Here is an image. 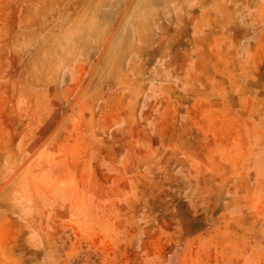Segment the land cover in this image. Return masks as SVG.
Wrapping results in <instances>:
<instances>
[{
    "label": "rangeland",
    "instance_id": "374dc122",
    "mask_svg": "<svg viewBox=\"0 0 264 264\" xmlns=\"http://www.w3.org/2000/svg\"><path fill=\"white\" fill-rule=\"evenodd\" d=\"M113 3L112 7L102 4L104 16L99 21V30L108 34L105 36L100 31L98 63L91 58L92 65L88 64L89 60L82 57L77 65L82 69L74 72L73 78L72 71L67 69L58 76L59 81L56 76L49 87V83L46 86L35 84L29 115L15 120L14 157L0 162V264H264V226L254 232L251 228L241 229L233 225L226 228L227 225L222 223L192 229L191 235L182 234L172 225L175 219H179L177 213H174L175 219H168L164 224L159 216L162 214L164 217L165 212L159 211L156 207L159 203L152 200L158 199L160 204L169 206L175 204L173 200L180 190L179 184L187 180L178 179L182 168L172 164L173 146L162 144L155 130L165 114L161 103L163 90L170 83L179 88L176 81H172L178 61L174 43L176 40L190 43L194 34L188 27L201 30L199 19L207 17V6L203 5L195 13V6H189L190 11L184 12L183 22L179 15L182 4L178 0H161L158 5H153L154 11L145 21L140 41L137 27L133 24L138 19L139 6H134L128 14L122 33L115 34L122 4ZM209 32L210 29L202 28L200 36L207 40ZM119 40H123L128 52L123 58L125 77L117 78L112 74L116 66L112 49L119 45L116 43ZM224 44L218 49L221 56L224 55L220 62L234 47ZM136 45L142 46L146 54L140 56L130 52ZM183 47L180 54L187 61L183 65L184 75L197 70L190 63L192 47ZM205 61L208 64L209 61ZM229 62L228 58L224 61L227 72ZM53 64L54 68L59 66L58 63ZM62 64L70 65L71 60L63 59ZM95 64L97 87H105L110 81L113 86L104 99L98 101L95 117L91 118L88 111L79 113V106L72 108L75 97L61 112L65 97L60 98V90L65 93L80 82V87L85 85ZM54 68L52 73L46 71L48 77L55 78ZM125 81L132 83L127 89L118 85ZM133 90L138 92V98L132 106L128 102L124 106L117 104V94L128 95ZM111 96L114 98L111 105L103 106ZM207 112L202 107L194 111L196 116L198 114L197 124L204 127ZM216 124L222 127L225 121L220 119ZM229 141L222 144L226 145L232 157L236 155L233 151L236 143ZM204 150L208 152L192 148L188 152L185 173L190 178L192 189L205 187L210 181L202 178L201 174L208 178L212 167H217L211 159L212 150ZM194 172L201 176V181L195 178ZM207 240L209 242L205 243Z\"/></svg>",
    "mask_w": 264,
    "mask_h": 264
},
{
    "label": "bare ground",
    "instance_id": "6f19581e",
    "mask_svg": "<svg viewBox=\"0 0 264 264\" xmlns=\"http://www.w3.org/2000/svg\"><path fill=\"white\" fill-rule=\"evenodd\" d=\"M160 1L0 0V162L3 159L14 157L16 151L15 120L18 117L29 115L35 84L38 86L45 84L46 86L49 83V87L56 76L57 81H59L58 76L65 73L67 69L72 71L73 78L74 72L82 69V67L77 66L82 57L89 61L91 58L95 59L98 63L97 52L100 50L98 39L102 34L100 31L103 32L99 30V21L104 16L102 4L106 7H112L113 2L122 4L121 18L115 27V32H113L115 34L119 31L122 33V25L125 23L128 14L133 11L134 6L135 8L139 6L138 19L133 24L137 27L138 38L142 41L141 36L144 34L142 31L145 28V21L147 18H151L152 11H154L153 5H158ZM178 1L182 4L179 15H181L183 22L185 21L184 12L190 11L189 6H195L194 13L203 5L207 6V17L201 16L202 18L200 17L199 20L201 21V30L207 28L210 29V32L209 38L206 40L204 36H200V29H191L189 26V32L194 34L193 38H190V43L180 40H176L174 43L177 47L178 61L176 64L177 72L172 81H176L179 88L177 89L175 85L173 87V83L167 85L165 89L163 88L161 103L165 114L158 123L155 132L157 131L156 135L162 144L173 146L172 149L170 148L174 157L172 164L174 167L182 168L180 174L178 173V179L184 180L186 178L187 180L179 184L180 190L176 199L173 200L175 204L169 206L168 204H160L158 199L152 200L159 203L156 204L159 211L164 210L165 216L162 217V214L159 216L164 224L168 219H175L174 213H177L179 219H175L172 225L182 234H190L192 229L197 230L203 226L209 227L213 224L222 223L227 225L226 228L233 225L241 229L251 228L256 232L264 226V0ZM164 29L166 28L164 27ZM107 34L105 33V36ZM110 38L109 42L111 41ZM116 43L119 45L112 49V53L116 57V66L112 74L119 78V76H124L126 72L123 58L128 50L124 46L123 40ZM224 43L234 45L231 51L227 52L229 55L226 57L230 61L229 72L225 71L227 68L224 66L226 58L220 62L224 55L221 56L218 51L219 47L222 48L225 45ZM183 45H187V49L188 46L192 47L190 63L197 70L193 73L190 70L189 74L184 75L182 70L186 59L183 60L180 54L184 50ZM106 47L108 48V46ZM156 50L158 51V49ZM130 52L140 56L146 54L140 45L131 47ZM215 55L218 60L215 59ZM66 58L71 60L70 65L62 64V60ZM205 60L209 61L208 64ZM89 61L88 64L92 60ZM52 62L58 63L59 66L54 68L55 64ZM212 62L215 63L212 64ZM214 64L221 69L215 70ZM53 68L55 69V78L53 76L48 77L46 71L52 73ZM96 68L97 64L93 66L89 74L90 80L85 85L80 87L81 82H78L79 84L70 86L71 88L65 93L61 92L57 82L60 98L65 97V101H61V112H64L66 106L70 104V99L75 97L76 102L72 108L79 106L81 109H79V113L81 111L83 113L84 110V112L90 113L91 118L95 117L99 107L98 101L104 99L103 97L113 87L111 81L105 87H97ZM134 69L132 66V70ZM140 72L143 71L140 70ZM79 77L82 79V76ZM129 80L131 79L129 78ZM126 82L118 85L127 89L132 83ZM98 95L101 97L97 98ZM137 98L138 92L133 90L128 95L117 94L116 101L120 106L126 102L132 106ZM113 99L111 96L109 100L104 101L103 106L109 107ZM201 107L208 110L204 127L197 124L198 122L196 123L199 119L198 114L196 116L194 113L197 108ZM221 109L226 113H223ZM230 115L234 116L231 117ZM120 116L122 115L120 114ZM220 119L225 121L222 127L216 124ZM229 140L236 143L233 149L236 155L232 157L228 154L226 145L222 144ZM135 145L133 144L134 147ZM191 148L199 152H208L204 150L205 148L212 150V153H209L217 167L215 165L212 167L208 173V178H206V174H201L202 178L210 181L205 187L196 186L195 189H192L190 178L185 173L190 155L188 152ZM154 149L151 148L152 151ZM203 164L207 165V162H203ZM194 173L197 175L196 172ZM195 178L200 179L201 176L197 175ZM208 242L207 240L205 243Z\"/></svg>",
    "mask_w": 264,
    "mask_h": 264
}]
</instances>
